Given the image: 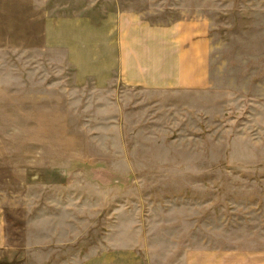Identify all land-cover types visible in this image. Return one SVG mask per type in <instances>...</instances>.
Wrapping results in <instances>:
<instances>
[{"label": "rangeland", "instance_id": "1", "mask_svg": "<svg viewBox=\"0 0 264 264\" xmlns=\"http://www.w3.org/2000/svg\"><path fill=\"white\" fill-rule=\"evenodd\" d=\"M125 12L206 86L108 78ZM0 264H264V0H0Z\"/></svg>", "mask_w": 264, "mask_h": 264}, {"label": "crops", "instance_id": "2", "mask_svg": "<svg viewBox=\"0 0 264 264\" xmlns=\"http://www.w3.org/2000/svg\"><path fill=\"white\" fill-rule=\"evenodd\" d=\"M114 67L107 77L131 87L200 88L208 82L210 43L205 21L148 22L136 13L116 14ZM112 35V30L110 31Z\"/></svg>", "mask_w": 264, "mask_h": 264}]
</instances>
